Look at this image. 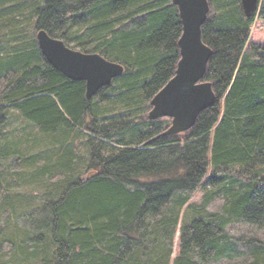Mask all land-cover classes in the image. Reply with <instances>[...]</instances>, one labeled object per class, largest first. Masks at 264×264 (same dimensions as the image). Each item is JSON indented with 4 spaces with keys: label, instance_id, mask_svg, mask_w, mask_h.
<instances>
[{
    "label": "trees",
    "instance_id": "16d2710c",
    "mask_svg": "<svg viewBox=\"0 0 264 264\" xmlns=\"http://www.w3.org/2000/svg\"><path fill=\"white\" fill-rule=\"evenodd\" d=\"M210 1L203 40L214 54L206 80L218 102L188 133L156 139L167 128L147 118L150 103L180 60L183 25L173 0H0V168L1 160L23 155L24 165L13 164L34 169V179L55 181L44 205L49 217L33 221L21 239L19 222L31 211L18 214L10 187L0 180V211L9 212L0 221V258L171 264L170 244L166 256H151L147 219L157 220L156 234L164 232L162 225L177 229L193 195L208 186L198 216L182 225L174 264L245 255L229 227L264 225V44L250 40L257 20H264V0L252 17L240 0ZM39 30L73 50L120 63L125 73L89 100L85 82L70 80L46 60ZM10 37L14 42L6 47ZM15 112L17 121L54 138L60 145L55 155L31 153L39 141L12 127ZM85 158V178L69 174L74 161ZM221 195L222 212H207ZM249 243L250 264H264V240Z\"/></svg>",
    "mask_w": 264,
    "mask_h": 264
},
{
    "label": "water",
    "instance_id": "95a60500",
    "mask_svg": "<svg viewBox=\"0 0 264 264\" xmlns=\"http://www.w3.org/2000/svg\"><path fill=\"white\" fill-rule=\"evenodd\" d=\"M244 13L252 17L261 0H240ZM178 7L183 34L179 39L180 60L174 77L153 97L147 114L150 121L171 120L156 139L178 137L195 126L200 115L216 106L218 96L213 83L206 80L213 49L203 40V29L211 13L210 0H173ZM38 45L46 60L72 81L86 83V98L93 99L102 88L125 73L120 63L98 53L73 50L46 30L37 33ZM150 141L146 145H150Z\"/></svg>",
    "mask_w": 264,
    "mask_h": 264
},
{
    "label": "rangeland",
    "instance_id": "374dc122",
    "mask_svg": "<svg viewBox=\"0 0 264 264\" xmlns=\"http://www.w3.org/2000/svg\"><path fill=\"white\" fill-rule=\"evenodd\" d=\"M262 4L263 0H261L260 2V8H262ZM250 40L264 44V20H257V22L252 28V35ZM13 42L14 39L10 37L5 43L6 47H10L11 43ZM13 114L14 122L12 127L19 129L24 128L26 130V133L31 136L32 140L37 139L39 141L38 145L36 146V149L33 150L31 153L42 152L46 155H55L57 153V151L60 149V145L56 143L53 137L41 134L36 126L31 125L30 123L24 120L17 121L18 114L16 112ZM161 121H165L166 128L171 124V120L168 118H165ZM82 140L83 139H80L81 142L78 143V149L83 155H85L86 149L85 146L82 144ZM25 158L26 156L23 155H14L12 156V159H9L7 161L1 160L2 165L0 168V180L4 181L2 185L10 187V200L11 202H14L16 212L20 214L29 210L32 214L30 217L28 216L26 218H22V220L19 222L20 227L24 229V232L21 233L19 236L21 239L24 238L25 230L31 228L33 221H41L42 219H47L49 217V214L47 210H45L44 205L52 200L50 192L52 188L55 187V181L34 179V169H22L20 166L13 164V162H16L17 160L19 163L21 162L24 165V161L26 162ZM70 160V157L64 158V162L66 163L71 162ZM87 163L88 161L86 158L81 161L76 159L72 165L73 169L70 170V172L69 170H67V172H69V174L74 173L76 178L84 179L86 176ZM43 164H45L44 161L40 165ZM210 190V186H208L207 188L202 187L198 189V191L193 195L188 204L191 205V208H185L183 210L181 214L180 224L175 230H166L167 226L162 225L164 227V232H162L163 235L162 233L160 234L159 231H157L158 234H156L154 232V225L157 220L154 218L147 219L146 225L148 231L151 234L146 235L144 239L145 244L148 246V249L151 246L149 250L151 251V256H153L155 253H158V255L160 256H166L168 251V245L170 244V246L172 247L171 264H174L175 258L178 254L179 237L182 225L190 222L198 216V212L201 211L202 205L207 199ZM224 203L225 198L221 195L207 207L206 211L210 213H221L223 210ZM7 209L8 208H1L0 221H3L6 215L9 213ZM13 228V226L10 227L9 232H12ZM229 232L235 238L234 243L238 247L239 251L243 254L245 253V255H235L221 262H210L209 264H250L251 258L248 253L249 249L251 248V245L249 241H251L255 237L264 240V225L262 227H259L257 225L240 222L230 226ZM156 236L159 238H154ZM0 264L13 263H7L6 260L0 258ZM15 264H22V262L19 261Z\"/></svg>",
    "mask_w": 264,
    "mask_h": 264
}]
</instances>
